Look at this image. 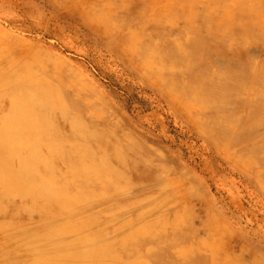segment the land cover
Masks as SVG:
<instances>
[{
    "label": "rangeland",
    "instance_id": "obj_1",
    "mask_svg": "<svg viewBox=\"0 0 264 264\" xmlns=\"http://www.w3.org/2000/svg\"><path fill=\"white\" fill-rule=\"evenodd\" d=\"M233 1L0 0V138L28 175L9 189L0 175V264H159L149 247L172 240L200 264H264V0ZM197 29L252 41L240 101L211 112L236 129L207 111L201 122L181 91L195 75L172 90L169 71L148 67ZM106 160L105 178L88 171ZM137 230L140 263L104 249Z\"/></svg>",
    "mask_w": 264,
    "mask_h": 264
},
{
    "label": "bare ground",
    "instance_id": "obj_2",
    "mask_svg": "<svg viewBox=\"0 0 264 264\" xmlns=\"http://www.w3.org/2000/svg\"><path fill=\"white\" fill-rule=\"evenodd\" d=\"M233 2L235 3L236 0ZM241 3H242L241 0H238L235 5L241 7ZM230 16L231 15L226 17L225 22H227V20H230V19H228V18H230ZM142 21H144V20L142 19ZM230 24L231 25L226 24V26H225V30H226V32H229V34L234 33L233 32L234 29L232 28L234 23H230ZM251 26H252V22L248 21L247 27H246L247 33L251 32V29H252ZM237 27H240V26H237ZM191 33H192V31L190 30V33L187 36L186 40L179 41V43L177 45H175V47H177V50L174 53H173L174 48L163 50V51H165V54L162 53L161 52L162 48H161V44H160L159 45V48L161 49L160 53L157 55V52H156L153 60H150V63H148V67L151 68V70H154V69L158 70L159 69L162 73L164 70L165 71L167 70V72L169 71L170 74L172 75L171 76L172 77V83L170 85V88L172 90L174 89V85H175V83H173V81H175V78L177 76L185 75L186 77H188L190 79L193 75H195V77H196L195 82H188V84H185V85L183 84L181 86L182 87L181 91L185 92L189 97H192V96H193V98L195 97V106L199 108V113L201 116L200 117L201 122L203 121V118H204L203 115L207 111V113L205 115L209 114L208 112H210V114H211V117L209 119L210 124L211 123L217 124L221 130H224V129L226 130V129H229L230 127H231V129H236L240 124L237 119H234V121H237V122H234L231 125H230V123H228L227 119L224 120V123H222V122L214 123L216 120L214 118H216V116H214L211 112H217L218 110L225 109V108H235L238 104L237 101H240L239 99H241V96H240L241 93L239 92L238 87H239V85H241L240 83L242 81H244V78L247 77V75H246L247 71L249 69L251 70L252 67L254 66L253 63L251 62L252 60L249 61V60L245 59L246 58V50H248V47H249V46H247V44L251 43L252 41L249 38L247 39L248 43H246V44L237 43L235 40H233L234 38H225V39H220V40L216 41V40L211 39V37H210V36H212L211 32L208 33V38H204V37L199 35L198 29L195 32V34H196L195 37H194V35H191ZM223 35H225V34H223ZM221 40H223V41H221ZM197 55H200L201 65L209 68L206 71L211 72L210 76H208L207 74L201 73V72L198 73L197 69L200 65V63H199L200 61H198ZM166 56H169V58H170L169 64L166 63V61H165ZM174 56L176 57L175 60H174ZM256 60H258V59H256ZM173 61H175V62H173ZM250 64L252 65V67L250 66ZM164 67H165V69H164ZM161 79H162V77H161ZM211 82H212L213 86L215 85V89L212 88V86H210ZM177 85L180 86L179 84L176 83V86ZM94 87H92V88L94 89ZM227 87L230 88L232 91L229 92V90H227ZM232 87H234V89ZM172 93L174 94V92H172ZM99 96L97 95V97H99ZM260 96H256L255 100L257 101L258 97H260L259 100L263 99L264 98V92ZM65 97H66V95H65ZM92 101H93V99H92ZM63 103H64V100H63ZM250 103H252V100H250ZM72 105H73V103H72ZM260 105L264 106V102H261ZM62 106H63V104H62ZM115 108H116V106H115ZM252 116H253L252 114L248 115V119L250 120V118ZM74 118H75V120L81 121V118L79 115H76ZM205 118H208V117L205 116ZM218 118H220V117H218ZM114 127H115V125H114ZM51 135H52V133H51ZM126 140H127V138H126ZM11 142H12V140L10 138H0V175L4 178L1 180L7 183V187H6L7 189H9L10 186L12 185L10 183L22 184L28 179V175L18 176L19 174L14 169V166L9 164L8 160H9V156H11L12 151L10 148H9L10 149L9 150L8 147L10 146ZM32 146H33V143H32ZM124 151H125V149H123L121 151V154H122L121 158L126 159V158H124V157H126ZM32 152H33V150L31 148V151L28 155V159H25V158H23L22 155H19L21 157L20 158L21 168H24L23 172H30V156L32 155ZM81 156H82V154L80 153V157ZM109 168L110 167H109L108 161L106 160L105 163L103 164V166L93 165V167L89 168L90 170H88V171L92 172V175L95 177H97V175L99 174L100 177L105 178V176H107V172L109 171ZM85 170H87V169H85ZM86 173H88V172L86 171ZM16 176H18L17 179H15ZM149 177H150V175H149ZM28 182H29V184L26 186H23V187H30L31 186L30 179ZM25 191L27 192V190H25ZM154 195H156V193ZM141 196H142V194H141ZM144 198H146V197L144 196ZM140 199H141V197H140ZM186 205H187V203H186ZM4 208H1L2 211H0V213H5ZM24 208L26 211L29 212V206L26 203H24ZM139 213H140V211H139ZM186 213H190V212L186 211ZM184 222L185 221H183V223ZM184 225H186V224H184ZM118 226L120 227V225H117V227ZM151 227H152V225H151ZM158 227L160 230H164V229H162V222L161 221L158 224ZM136 232H137L136 235L134 234V236L131 237L132 239H130V241H128V242H124L122 240L116 241V242L111 241L110 243H107V245L104 246L105 247L104 249L107 251L108 254L109 253L114 254V253H117L115 251V249L119 247V248L125 250L128 254H130L135 262L140 263L141 251L138 250L137 247L140 246L141 244H143L144 241L142 239H140V230H137ZM141 233H143V228H141ZM155 233H156V231H155ZM96 236L97 235H95V237ZM96 238H98V237H96ZM90 239H91V237H90ZM163 243L166 245H164ZM174 243L177 244L176 241L172 240L171 242H168V243L162 242V244H159V242H158L156 245H151L148 249V253L146 254L148 256V259L150 258V259H152V261H154L155 263H159V264H200L201 259H199L198 257L190 256L191 254L188 253L187 248H185L184 246L178 247V245H177V247H178L177 248L176 245H174ZM204 243H205V241H204ZM206 243H208V242H206ZM154 246H156V247H154ZM205 246H206V244H205ZM126 247L129 248V252L126 250ZM86 249H89V248H86ZM218 249H219V247H218ZM221 250L223 251L225 249L222 248ZM221 250H219V251H221ZM84 252H86V251H84ZM210 256H212V255H210ZM118 258H119V256H118ZM96 261H98V260H96ZM99 262H100V260H99ZM120 263H121V261H120ZM216 263H217V261H216ZM226 264H227V262H226Z\"/></svg>",
    "mask_w": 264,
    "mask_h": 264
}]
</instances>
